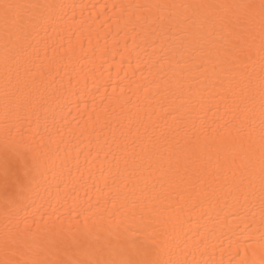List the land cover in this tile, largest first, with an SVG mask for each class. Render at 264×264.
<instances>
[{
    "label": "snow or ice",
    "instance_id": "obj_1",
    "mask_svg": "<svg viewBox=\"0 0 264 264\" xmlns=\"http://www.w3.org/2000/svg\"><path fill=\"white\" fill-rule=\"evenodd\" d=\"M0 216V264H264V0H0Z\"/></svg>",
    "mask_w": 264,
    "mask_h": 264
},
{
    "label": "bare ground",
    "instance_id": "obj_2",
    "mask_svg": "<svg viewBox=\"0 0 264 264\" xmlns=\"http://www.w3.org/2000/svg\"><path fill=\"white\" fill-rule=\"evenodd\" d=\"M65 2L68 3H75V4H86V5H102V4H110V3H118L120 2V0H65ZM96 11H99V9H96ZM77 15H79V10H77ZM106 31L102 30L101 34L103 35V32ZM73 40H75V37H73ZM108 41H109V45L111 46L112 44V37L109 36L108 37ZM66 43V41H65ZM96 41L93 40V46H95ZM124 40L120 39V48L119 51L123 52L124 48ZM128 46L131 49L132 48V41L129 38L128 41ZM101 44H103V40H101ZM84 47L85 49L88 48V40L85 38L84 40ZM115 51V49H113ZM137 51H139V49H137ZM143 59H147V57H143ZM109 63H105L104 64V68L102 69V75H98V82L101 84L104 83H120L122 81H124L126 78L128 80H135L137 83H145V81L143 80V76H146L149 74V70L147 67H145L142 71L141 70H137L136 68V64H137V55L136 52H131L130 54V59H131V66L129 65V57L128 54H125V59L123 60V62H121V57L120 55H115V57L113 58L112 55H109L107 57ZM114 60V62H113ZM97 63H100V61H96ZM85 63H87V61H85ZM135 73V74H134ZM151 79V77H149ZM89 85H91L92 81L91 79L88 80ZM81 84H83V81H81ZM93 91H95V89H93ZM101 92L104 91L103 88L100 89ZM108 92L111 93V87L108 88ZM127 95H132L131 92L127 93ZM86 98L89 101V106H91V97L90 96H86ZM133 100H135V96H133ZM97 103H100L99 100V96L97 97L96 100ZM88 151V146L87 144L81 145V152H82V156L81 158L83 159V153ZM73 155H75V152L73 153ZM81 195H83V192L81 193ZM86 198V197H85ZM93 198L95 199V189H93ZM193 218L194 220L199 223V224H205V223H209V218L207 216H204L203 218H201L199 211L195 212L193 214ZM195 224L190 225L189 227H192L193 229H195ZM211 226V224L209 225ZM3 227V217L0 216V228ZM219 255V254H218Z\"/></svg>",
    "mask_w": 264,
    "mask_h": 264
}]
</instances>
